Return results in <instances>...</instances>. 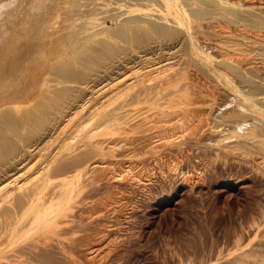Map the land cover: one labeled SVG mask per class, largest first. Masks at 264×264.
<instances>
[{"label": "bare ground", "instance_id": "bare-ground-1", "mask_svg": "<svg viewBox=\"0 0 264 264\" xmlns=\"http://www.w3.org/2000/svg\"><path fill=\"white\" fill-rule=\"evenodd\" d=\"M0 264H264V0H0Z\"/></svg>", "mask_w": 264, "mask_h": 264}, {"label": "rangeland", "instance_id": "rangeland-1", "mask_svg": "<svg viewBox=\"0 0 264 264\" xmlns=\"http://www.w3.org/2000/svg\"><path fill=\"white\" fill-rule=\"evenodd\" d=\"M178 4H181V1H178ZM110 25V22L108 23ZM242 199H240V202H244L243 197H241ZM177 214H179V211L176 212ZM171 215L168 213L166 215V219L169 221ZM139 220V221H138ZM136 222H140V220L142 221V219H138ZM178 231H174L173 233L170 234H165L164 235V239L168 240L171 244V248L172 250H175V256L178 257H183V250H182V246H180L179 248L176 247V242H178L179 240L182 239H189L190 241H198L199 238H201L200 234L196 231H193L189 228V226H186V224L183 222L181 223L180 227H176ZM147 246V249H152V245L151 243L145 245ZM178 248V249H177ZM182 255V256H181Z\"/></svg>", "mask_w": 264, "mask_h": 264}]
</instances>
